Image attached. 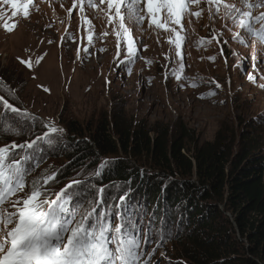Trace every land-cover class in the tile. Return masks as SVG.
<instances>
[{"label":"rangeland","instance_id":"1","mask_svg":"<svg viewBox=\"0 0 264 264\" xmlns=\"http://www.w3.org/2000/svg\"><path fill=\"white\" fill-rule=\"evenodd\" d=\"M18 2L27 3V0ZM249 2L260 4L264 0ZM89 3L95 7H89ZM223 3L240 6V0H223ZM201 4L200 0L198 6L193 3L189 9L191 12L202 10L199 18L184 16L182 20L183 70L181 78L177 79L173 71L179 70V57L175 44L169 43L170 38L175 40V32L150 26L149 19H145L142 26L125 20L132 29L137 48L136 55L128 62L127 44L118 41L113 31L114 28L119 30L118 18L109 23L107 17L114 15V10L109 12L107 4H102L101 0H83L82 5L80 0H33L27 17L23 10L13 17L11 5L0 2V12L5 14V19L0 20V96L21 113L27 112L35 118L28 120L0 104V148L9 147L11 159L13 154L23 150L13 149L10 145L48 135L45 125L63 130L52 134L51 144L40 145L37 157L40 163L35 167L36 160L30 162L28 167L32 171L28 181L55 174L56 180L47 185L49 195L54 198L53 194L73 178L79 179L82 190L76 199L85 206L96 197L98 189L103 188L105 203L98 211L110 207L111 218L115 221L116 205L122 195L95 180L99 168H92V163L86 162L83 168L73 170L71 176L58 177L66 174L74 148L69 143L72 139L67 137V125L76 122L82 126L84 135L76 137L89 142L88 128H94L100 117L116 103L123 105L134 121L149 125L162 123L171 128L182 123L195 133L200 144L212 142L218 132L228 137L236 134L238 138L244 134L264 143V88L260 87L264 84L262 45L256 37L236 28L225 16L222 5L216 15L215 4L211 8L207 0L203 6ZM261 12L264 8L252 9L253 17ZM157 19L166 22L163 14ZM189 19L191 23H188ZM5 23H14L16 27L8 32L3 27ZM225 24L233 32L241 31L245 36L243 45L231 39L232 33ZM253 24L257 30L264 27L255 20ZM167 26L173 27L171 23ZM175 27L180 31V26ZM105 32L107 36L103 35ZM90 33L92 44L87 40ZM219 33H223L221 41L229 40L228 44L222 45L223 52L221 44L214 39ZM253 42L254 48L249 47L248 44ZM253 51L255 60L250 58ZM21 60L30 61L32 68L26 67ZM249 75L257 78L255 83L248 79ZM44 88L49 91L45 92ZM212 92L216 94L211 95ZM100 161L99 165L103 164L102 159ZM28 190L25 187L24 191ZM124 196L127 202L136 205L139 215L133 218L139 220L141 226L153 219L157 232L165 225L171 226L170 238L164 240L161 247L157 248L159 240L143 246L145 252L156 249L151 264H181L175 227L168 224L163 215L154 218L152 207L136 194ZM144 213L147 215L140 219Z\"/></svg>","mask_w":264,"mask_h":264},{"label":"trees","instance_id":"2","mask_svg":"<svg viewBox=\"0 0 264 264\" xmlns=\"http://www.w3.org/2000/svg\"><path fill=\"white\" fill-rule=\"evenodd\" d=\"M84 130L67 125L74 148L58 179L108 161L95 180L144 199L154 218L163 215L176 229L181 264H264L262 140L218 132L200 144L182 123L134 121L120 103L88 128L89 142L78 140Z\"/></svg>","mask_w":264,"mask_h":264},{"label":"snow or ice","instance_id":"3","mask_svg":"<svg viewBox=\"0 0 264 264\" xmlns=\"http://www.w3.org/2000/svg\"><path fill=\"white\" fill-rule=\"evenodd\" d=\"M5 6L11 5L12 16L15 17L21 10L23 15H29V6L33 0L27 3H19L18 0H0ZM81 5L83 0H80ZM102 4H107L109 12L114 10V15H108L109 23L117 20L118 29H113L117 40H123L127 44V61L136 55L137 48L132 29L125 23L127 20L136 26H142L145 19L150 20V26L165 31L175 32V40L169 39V43H174L177 50L176 55L178 69L174 70L173 75L180 79L183 70V31L182 20L184 16L199 18L202 10L189 11L192 4L197 6L200 0H101ZM208 5H216V15L220 13V7L225 10V16L230 19L233 25L243 30L244 34L256 37L262 45V55H264V27L257 30L253 24L264 25V12L253 17V8H264V3L253 4L249 0H240L237 4L223 3V0H207ZM76 4L73 5V8ZM89 7L95 5L89 3ZM123 9V14H122ZM72 9L69 10L71 14ZM80 12H84V7H80ZM163 14L165 23H161L157 18ZM5 19V14L0 12V20ZM85 21L91 24L87 18ZM192 20L189 19L188 23ZM171 23L173 27L167 25ZM175 26H180L177 31ZM4 29L11 32L16 25L5 23ZM228 32L232 33L231 39L240 43H245V36L241 31L233 32L228 27ZM103 35L107 36L105 32ZM223 33L217 34L214 39L218 44H228L229 40H222ZM88 43L92 44L93 35L87 37ZM209 43L211 41H208ZM254 48V42L248 44ZM119 49V44L117 45ZM119 57V52H118ZM250 58L256 59L253 51ZM167 59V57H166ZM29 69L32 63L28 60H21ZM147 63H151L148 61ZM248 79L253 83L257 78L249 75ZM194 87L196 85H193ZM216 87L220 85L217 83ZM264 88V84H260ZM45 92L49 89L44 88ZM215 95V92L210 93ZM205 98V97H201ZM0 104L12 113L23 115L28 120H34L27 112L21 113L20 109L14 107L8 100L0 96ZM48 135H41L34 140L10 145L13 149L23 150L22 153H15L9 159V147L0 148V264H151V258L155 255L156 249L149 252L144 251V245H151L157 240V248L161 247L164 240L170 238L171 226L165 225L159 232L155 231V219L149 221L147 225L141 226L139 220L134 219L139 215L136 205L126 201V196L122 195L116 205L114 221L112 209L99 210L104 205V189L97 191L96 197L87 206L76 199L82 190V181L73 178L59 192L54 193V198L49 195L47 185L56 180L55 174L45 175L40 179L28 181L32 169L28 167L32 160H36L35 167L39 166L40 160L37 159L42 143L52 142V134L62 129H57L50 124L45 125ZM20 159L17 160L16 157ZM42 159V157L40 158ZM108 161L100 165V170L106 167ZM96 175L100 174L98 170ZM25 187L28 191L25 192ZM15 196V199L12 197ZM75 200V203L73 202ZM7 205V207H5ZM147 213L140 216L143 219ZM163 256V252L160 253ZM147 256L148 259H144Z\"/></svg>","mask_w":264,"mask_h":264},{"label":"bare ground","instance_id":"4","mask_svg":"<svg viewBox=\"0 0 264 264\" xmlns=\"http://www.w3.org/2000/svg\"><path fill=\"white\" fill-rule=\"evenodd\" d=\"M201 3H202L201 5L203 6V4H204V0H201ZM122 12H123V9H122ZM114 27H115V26H114Z\"/></svg>","mask_w":264,"mask_h":264}]
</instances>
